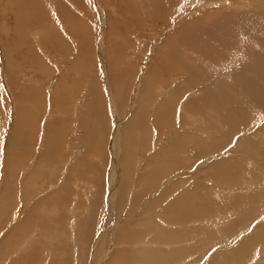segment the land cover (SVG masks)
<instances>
[{
	"label": "rangeland",
	"instance_id": "374dc122",
	"mask_svg": "<svg viewBox=\"0 0 264 264\" xmlns=\"http://www.w3.org/2000/svg\"><path fill=\"white\" fill-rule=\"evenodd\" d=\"M259 1L0 0V264H264V205L217 203L264 195L239 77L260 43L216 60L182 38Z\"/></svg>",
	"mask_w": 264,
	"mask_h": 264
},
{
	"label": "bare ground",
	"instance_id": "6f19581e",
	"mask_svg": "<svg viewBox=\"0 0 264 264\" xmlns=\"http://www.w3.org/2000/svg\"><path fill=\"white\" fill-rule=\"evenodd\" d=\"M154 1V0H153ZM209 1V0H208ZM252 1V0H250ZM203 2V1H202ZM249 2V1H248ZM255 2V1H254ZM252 3V2H251ZM30 5V4H29ZM32 6V5H31ZM24 7V6H23ZM29 7V6H28ZM38 8V7H37ZM222 10V9H221ZM246 10H250L249 12H247ZM148 13V12H147ZM219 13V12H218ZM147 15V14H146ZM144 16V15H143ZM203 21L202 22H196L198 25L194 26V25H191L189 23V25H186L183 27V35H182V38H183V42H187L189 44V46L191 45V47L193 49H197L199 50L201 53H204L207 57L209 58H216V60H219L225 56L228 55V50L231 49V48H236L237 46H240L242 43H244V39L245 37H248L247 35H249V37H251L253 40L258 41L260 44L259 46L261 47V50L260 52H257V53H248L245 55L244 58H246V60L248 61H252V66H245V64L243 65L245 67V69L240 72L239 74V77L242 79V81L245 83V86H249L252 90H250L248 92V95H249V103L248 104H245L248 106L249 109H251L253 112V108H256V107H259V110H262L261 112H264V76H262L263 74L262 73H259L258 70L254 69V68H261L262 66H264V0H260L257 4H252V5H247L245 8H243L242 10H238L236 9V11L233 13V14H223L221 12L220 16H217V14L215 13V11H211L210 14H204L203 15ZM206 17H212L211 19H213V17L215 18L211 23H207L206 21ZM143 18V17H142ZM73 19V18H71ZM75 19V18H74ZM66 21V20H65ZM208 21V22H209ZM67 22V21H66ZM192 23V22H191ZM66 27V26H65ZM201 28H204V29H201ZM75 30V29H74ZM130 30V29H129ZM131 32V31H130ZM230 35H232L234 38H235V41L233 43V46L230 47L232 45V39L230 37ZM185 39V40H184ZM247 39V38H246ZM249 39V38H248ZM251 40V39H250ZM249 40V41H250ZM186 43V45H187ZM251 44V42H250ZM253 45V44H252ZM257 45V44H256ZM188 46V45H187ZM186 46V47H187ZM254 46V45H253ZM259 46L256 48L258 49L259 51ZM230 47V48H229ZM246 47V46H245ZM251 47V46H250ZM256 47V46H254ZM229 48V49H228ZM252 48V47H251ZM255 49V50H256ZM226 50V51H225ZM239 50V49H238ZM221 51H225V53H221ZM177 54V53H176ZM228 57V56H227ZM191 58V57H190ZM193 59V58H192ZM189 60V59H188ZM229 60V59H228ZM231 61V60H230ZM236 63V62H235ZM249 63V62H247ZM227 65V64H226ZM250 65V64H249ZM224 66V65H223ZM233 66V65H232ZM226 67V66H225ZM235 68V67H234ZM255 70L256 74L258 76H255V75H248L246 73V71H250V70ZM171 70V69H170ZM222 75V74H221ZM172 76V75H171ZM186 77V76H185ZM122 78V77H121ZM80 81V80H79ZM212 82V81H211ZM240 84V83H239ZM238 84V85H239ZM236 85V83H235ZM237 85V86H238ZM241 86V84H240ZM238 88V87H237ZM243 88V87H242ZM245 88V87H244ZM100 89V88H99ZM239 89V88H238ZM241 89V88H240ZM96 90H97V87H96ZM244 91V90H243ZM241 94L242 91H241ZM193 95V94H192ZM245 96L247 95L246 93L244 94ZM121 96V95H120ZM63 97V95H62ZM142 97V96H141ZM139 97V98H141ZM99 99V98H98ZM219 99V98H218ZM236 99V98H235ZM141 100L143 101L144 98L142 97ZM139 100V101H141ZM147 100V99H146ZM93 101V100H91ZM95 98H94V102H95ZM97 102V101H96ZM95 102V103H96ZM99 103V104H98ZM98 103H96L97 107L99 109H97V107L95 106L93 108V111L95 110V112H100L101 114V111L102 108H100L102 106V104L98 101ZM142 103V102H141ZM187 104V103H186ZM189 106V104H187ZM198 109H202L205 107V105H203L202 103H197L195 104ZM245 105H243V107H237V103H234V110H240L242 112H244L245 110ZM59 106V105H58ZM196 107V108H197ZM189 108V107H188ZM191 108V107H190ZM189 108V109H190ZM193 108V107H192ZM219 108V107H218ZM221 109V108H220ZM247 109V108H246ZM230 110V109H229ZM257 111H258V108H257ZM197 112V111H196ZM103 113V112H102ZM136 113V112H135ZM233 114H236L235 112ZM103 115V114H102ZM195 115V114H194ZM136 118V117H134ZM194 118V117H193ZM133 119V118H132ZM131 119V120H132ZM142 119V118H141ZM192 119V118H191ZM136 120V119H134ZM174 120V119H173ZM172 120V121H173ZM200 120V119H199ZM131 122V121H130ZM135 122V121H134ZM135 126V125H134ZM195 126V124L193 125ZM198 126V125H197ZM137 127V126H136ZM200 128V127H199ZM125 129H127V125H125ZM103 130V129H102ZM128 131V130H127ZM190 131V130H189ZM128 133V132H127ZM201 134V132H199ZM206 133V132H205ZM97 135L99 136L98 137V140L99 143H97L96 141V144L99 145V147H101V143L103 142V139H104V132L103 133H97ZM183 135V134H182ZM181 135V136H182ZM195 136V135H194ZM221 137H224L221 136ZM126 139V146H128L127 144L129 143V133L127 134V138ZM187 139V138H185ZM192 139V138H191ZM228 136L224 137V138H220L218 141H214V144L213 146H209V145H206V146H203L201 145L200 147H202L201 151H199L200 153H208L210 152L211 150L215 151V150H218L219 149L221 150V148L223 146H225V144L228 142ZM195 140V139H194ZM183 142V141H182ZM187 143V142H186ZM198 143V142H196ZM133 144V143H132ZM228 144V143H227ZM177 145L181 146L182 144L178 143ZM96 146V145H95ZM103 146V145H102ZM178 146V147H179ZM184 146V145H183ZM132 147V145H131ZM177 147V148H178ZM181 148V147H180ZM184 148V147H183ZM195 148V147H194ZM179 149V148H178ZM224 149V148H223ZM206 150V151H205ZM208 150V152H207ZM102 153V152H101ZM127 154V161L130 163V157ZM205 155V154H204ZM202 156V155H201ZM190 160V159H189ZM263 163V161L261 162ZM260 163V164H261ZM235 165H236V169H233V171L235 173H239L241 172L243 174V172H246V167L241 164V163H237L235 162ZM126 167V165H125ZM129 167V166H127ZM221 169H224L225 168L223 166H220L219 168V172L220 174L222 173L221 172ZM175 170V169H174ZM248 171L246 172L247 175H249V169H247ZM227 172V171H226ZM230 173V172H229ZM232 174V173H231ZM234 174V173H233ZM244 174V175H246ZM222 175V174H221ZM223 175H226V174H223ZM228 176V175H226ZM232 176V175H230ZM251 176V175H250ZM229 177V176H228ZM255 177V176H254ZM235 178V177H234ZM224 180H226L224 178ZM233 180V178H232ZM234 181V180H233ZM236 181V180H235ZM228 182V181H227ZM226 182V183H227ZM230 182V181H229ZM13 184V183H12ZM18 185V184H17ZM39 185V184H38ZM240 186V185H239ZM9 187V186H8ZM7 187V188H8ZM244 187V186H243ZM240 188V187H238ZM10 190V189H9ZM8 190V191H9ZM197 191V190H196ZM12 194V193H10ZM31 195V194H30ZM201 198V197H200ZM217 198V197H216ZM9 199V198H8ZM228 199V198H226ZM217 203L218 205H223L222 207L223 208H231V207H234V206H239L241 207L242 205L244 204H248L249 208H250V212L249 214H256L255 212L257 210H255V208H258V207H261L264 205V195L263 196H259V195H256V194H251L249 195L248 197H245V198H239L238 201H236L235 199H228L225 201V199H221L220 200V197L219 199H217ZM220 201H223V202H220ZM250 201V202H249ZM203 202V201H201ZM237 202V203H235ZM249 202V203H248ZM205 203V202H204ZM212 204V202H210ZM209 203V204H210ZM216 203V202H215ZM209 204H206V205H209ZM210 204V205H211ZM197 205V204H196ZM203 204H200L199 206H201ZM205 205V204H204ZM209 205V207H211ZM213 205V204H212ZM198 206V205H197ZM215 206V205H213ZM205 207V206H204ZM204 207H200V208H204ZM216 207V206H215ZM218 207H221V206H218ZM189 206H186L185 209H188ZM235 208V207H234ZM205 211L208 209V207L204 208ZM199 211V210H198ZM208 211V210H207ZM201 212V210H200ZM204 212V211H203ZM207 213V212H205ZM186 217V216H185ZM203 217V216H202ZM258 216H256L257 218ZM181 218V217H180ZM201 218V217H200ZM204 218V217H203ZM252 220L254 219L251 218ZM185 220V219H184ZM251 220V221H252ZM249 222V221H248ZM250 223V222H249ZM234 229V228H233ZM240 231V230H239ZM244 231V230H243ZM233 232V231H232ZM212 233V232H211ZM27 234V233H26ZM199 234V233H198ZM201 234V233H200ZM212 235V234H211ZM214 235V234H213ZM215 236V235H214ZM254 240V239H253ZM207 241V240H206ZM212 241V240H211ZM249 242V241H247ZM207 243V242H206ZM251 243V242H250ZM248 243V244H250ZM245 246H249V245H246V243H243ZM242 244V247H244ZM255 245V244H254ZM253 247V245H251ZM249 246V247H251ZM251 247V248H252ZM254 248V247H253ZM252 248V249H253ZM240 249V247L238 248ZM245 249H247L248 251V248L246 247ZM254 250V249H253ZM239 251V250H237ZM236 251V252H237ZM246 251V250H245ZM244 251V252H245ZM238 253V252H237ZM241 253V252H239ZM246 254V252L244 253ZM250 254V253H249ZM248 255V253L246 254V256ZM238 257H241V254H237ZM246 256H242L245 257ZM137 257V256H136ZM134 259V258H133ZM246 261V260H245ZM236 262V261H235Z\"/></svg>",
	"mask_w": 264,
	"mask_h": 264
}]
</instances>
